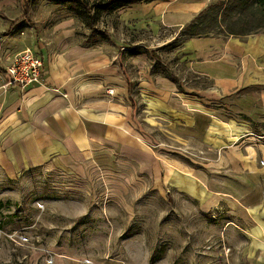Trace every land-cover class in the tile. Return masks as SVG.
<instances>
[{
    "label": "rangeland",
    "instance_id": "obj_1",
    "mask_svg": "<svg viewBox=\"0 0 264 264\" xmlns=\"http://www.w3.org/2000/svg\"><path fill=\"white\" fill-rule=\"evenodd\" d=\"M30 4L46 54L108 65L107 93L92 74L85 94L122 106L126 128L27 172L0 164V264H264V179L242 164L261 129L182 61V30L125 24L123 11L90 30L80 1Z\"/></svg>",
    "mask_w": 264,
    "mask_h": 264
},
{
    "label": "crops",
    "instance_id": "obj_2",
    "mask_svg": "<svg viewBox=\"0 0 264 264\" xmlns=\"http://www.w3.org/2000/svg\"><path fill=\"white\" fill-rule=\"evenodd\" d=\"M19 1L24 9L23 0ZM221 1L228 0H142L116 12L125 13V24L139 21L144 23L143 28L162 26L181 31L209 6ZM11 6V0H0V164L11 173L27 172L55 161L58 156L84 155L91 140L105 141L111 131H123L127 111L122 106L104 100L91 101L85 94L90 92L92 74L101 76L104 83L94 86L96 94L107 93L108 70L101 67L108 65L102 66L100 59L92 64L98 55L46 54L31 10L29 20L12 26L24 12L17 19L8 18L5 12ZM244 38L222 34L196 36L181 42L179 53L185 55L182 61L193 65L199 77L210 81L213 94L226 97L223 101L233 114L248 119L253 126L259 125L260 133L252 129L247 132L244 141L249 146L242 164L250 174L258 170L264 179V35L258 34L246 42L241 40ZM27 43L33 56L43 62L44 86L21 89L10 83L5 58L24 52ZM99 56L107 60L106 55ZM119 57L116 55L115 59ZM130 58L139 60L138 56ZM114 76L119 83L123 79L119 66H115ZM102 86L105 88H99ZM260 186L264 190V181ZM198 196L206 199L204 189L198 190Z\"/></svg>",
    "mask_w": 264,
    "mask_h": 264
},
{
    "label": "trees",
    "instance_id": "obj_3",
    "mask_svg": "<svg viewBox=\"0 0 264 264\" xmlns=\"http://www.w3.org/2000/svg\"><path fill=\"white\" fill-rule=\"evenodd\" d=\"M30 1L24 0V14L21 18L14 21L12 26L17 25L21 21L29 20ZM63 1L73 2L74 0ZM77 1H80L81 6L78 11V17L87 28L92 30L95 28V21L99 15L113 14L119 9L142 0ZM212 32L233 37H244L259 33L264 35V0H228L214 3L185 27L181 31L180 37L185 40L196 36H208ZM130 56H137V54Z\"/></svg>",
    "mask_w": 264,
    "mask_h": 264
},
{
    "label": "built area",
    "instance_id": "obj_4",
    "mask_svg": "<svg viewBox=\"0 0 264 264\" xmlns=\"http://www.w3.org/2000/svg\"><path fill=\"white\" fill-rule=\"evenodd\" d=\"M5 61L8 63L5 70L10 83L18 84L21 89L31 85L44 86L41 76L43 62L40 58L33 56L29 50L7 56Z\"/></svg>",
    "mask_w": 264,
    "mask_h": 264
}]
</instances>
